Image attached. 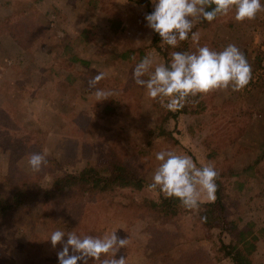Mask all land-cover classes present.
Wrapping results in <instances>:
<instances>
[{"label": "rangeland", "instance_id": "obj_1", "mask_svg": "<svg viewBox=\"0 0 264 264\" xmlns=\"http://www.w3.org/2000/svg\"><path fill=\"white\" fill-rule=\"evenodd\" d=\"M153 11L152 0H0V175L17 171L48 187L89 164L108 174L110 153L116 151L146 181L140 191L124 189L98 200L86 196L84 206L39 200L10 213L0 220V264H59L63 246L53 248L49 240L56 230L93 237L117 230L118 237L131 241L117 254L128 264H233L218 247L221 239H237L207 230L200 207L170 222L117 207L128 204L123 193L140 202L165 197L148 190L160 151L187 154L198 167L211 163L217 172L231 168L237 174L221 178L226 215L239 230L253 225L260 239L252 264H264V12L243 23L232 12L208 28L200 19L193 28L200 32L199 44L189 37L171 48L160 40L164 56L151 47L157 34L145 16ZM229 44L251 65L248 87L213 92L187 104L192 105L188 113L162 122L170 112L135 84V65L145 56L153 58L154 66L167 65L173 51L187 47L195 52L205 45L221 51ZM129 50L132 56L118 58ZM73 54L90 63H71ZM100 72L105 78L97 88L115 93L103 102L96 101L95 89L88 85ZM68 138L77 142L74 156L67 153ZM41 152L48 163L33 172L28 158ZM0 194L11 197L5 187Z\"/></svg>", "mask_w": 264, "mask_h": 264}, {"label": "clouds", "instance_id": "obj_2", "mask_svg": "<svg viewBox=\"0 0 264 264\" xmlns=\"http://www.w3.org/2000/svg\"><path fill=\"white\" fill-rule=\"evenodd\" d=\"M152 3L154 11L145 16L147 26L159 35L162 46L171 48H177L189 37L198 45L200 32L193 28L201 18L211 23L234 12V19L243 23L264 12L262 0H152ZM170 56V64L155 66L153 58L145 56L133 71L134 82L146 90V97L158 101L169 111L183 109L188 103H199L196 97L203 99L213 92L228 89L242 92L252 80L251 65L234 44L221 51L205 45L197 47L195 52L173 51ZM104 78L105 74L100 72L88 81L89 87L95 89L93 95L97 102L115 94L97 88ZM155 158L160 164L148 185L149 191L158 190L166 198H175L189 211L198 210L203 200H216L219 173L211 163L198 167L187 154L173 151L157 152ZM28 163L33 172H40L48 163L46 152L32 153ZM49 240L53 248L63 246L57 253L59 264H88L89 260L93 264H128V258L117 259V254L131 241L118 237L117 230L95 237L78 235L75 230L68 233L56 230Z\"/></svg>", "mask_w": 264, "mask_h": 264}, {"label": "trees", "instance_id": "obj_3", "mask_svg": "<svg viewBox=\"0 0 264 264\" xmlns=\"http://www.w3.org/2000/svg\"><path fill=\"white\" fill-rule=\"evenodd\" d=\"M216 20L209 23L201 18L200 24L208 28ZM84 37L86 35L83 33L79 36L78 41L84 42ZM160 40L157 34L151 47L166 56V53L158 45ZM187 50L188 48L186 47L180 51L187 52ZM133 54L134 51L131 50L120 52L118 58L127 59ZM70 60L71 63L74 61L83 64L90 63L84 59H78L76 54H73ZM259 60L257 58L256 69L259 68ZM168 64H170L169 59L167 60ZM195 99L201 100L199 97ZM192 105L189 106L191 107ZM189 106L186 104L183 109L175 112L168 110L170 113L162 118V122L167 123V120L171 118L177 119L179 115L188 113ZM196 110L200 113L205 111V109ZM193 113L196 114L197 112L193 111ZM162 134H167V132L162 129ZM68 139L66 141L67 153L74 156V152L77 150V142L70 138ZM110 156L108 174L102 173L97 169V166L89 164L78 173H69L55 178L48 187L43 186L37 179L22 177L17 171H9L6 175H0V187L7 188L11 194L10 198H5L0 194V220L6 218L14 211L26 209L39 200L60 205L68 202L84 206L86 204V201H84L86 196L90 199L98 200L101 196L110 195V198L116 196L124 189L140 191L146 187L144 174L136 166L130 165L116 151H111ZM218 173L216 200L200 204V220L207 230L213 231L217 229L220 231V235L231 234L233 238L237 239L229 243L221 239L218 247L219 253L223 254L225 258H230L233 264H252V256L256 251V244L260 239V235L255 233L252 224H249L244 230H239L238 223L228 219L226 215V187L221 178L225 176L231 177L232 175L237 176V174L231 168L223 169ZM121 198L128 202L127 207L121 205H117V207L126 213L127 211H134L137 216H154L163 219L165 222L179 218L186 211L180 206L179 200L175 198L164 197L159 202L145 199L140 202L135 197L124 193Z\"/></svg>", "mask_w": 264, "mask_h": 264}]
</instances>
